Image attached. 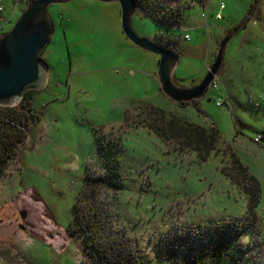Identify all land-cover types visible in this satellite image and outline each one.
Returning a JSON list of instances; mask_svg holds the SVG:
<instances>
[{
	"label": "rangeland",
	"instance_id": "374dc122",
	"mask_svg": "<svg viewBox=\"0 0 264 264\" xmlns=\"http://www.w3.org/2000/svg\"><path fill=\"white\" fill-rule=\"evenodd\" d=\"M135 2L133 31L177 54L173 79L180 86L199 83L231 33L220 88L177 104L160 90L159 57L123 34L117 1L50 5L54 32L40 55L47 82L26 95L28 135L0 177V264H117L118 250L143 264H175L167 257L209 264L208 255L164 240L175 229L233 217L244 229L243 254L227 263L264 264V0ZM220 2L223 18L214 20ZM172 9L180 22L162 15L171 17ZM190 123L219 132L204 159L188 137ZM99 136L117 145L124 189L80 202L84 222L94 227V251L69 223L87 168L102 171Z\"/></svg>",
	"mask_w": 264,
	"mask_h": 264
},
{
	"label": "trees",
	"instance_id": "16d2710c",
	"mask_svg": "<svg viewBox=\"0 0 264 264\" xmlns=\"http://www.w3.org/2000/svg\"><path fill=\"white\" fill-rule=\"evenodd\" d=\"M162 15L167 18L169 22H180L181 20L179 12L174 9L171 10V17L163 13ZM27 93L28 91H26L22 97L23 101L20 103L22 105H20L21 108L16 106H0V177L4 174L5 167L11 163L17 155L28 135L27 117L30 108L27 109L23 105ZM172 124V126L176 125L174 123ZM187 126H190L189 139L194 141L197 151L203 152L201 157L204 159L209 149L213 148V144L217 141L219 132L214 129H205L199 124L190 123ZM154 131L158 136L164 139V134L161 133L159 128H155ZM96 142L98 159L101 163L100 169H102V171L94 175L91 174L87 168L86 176L83 180V188L74 203L73 217L69 223V231L71 233H76L78 230L81 231L86 237V240H88L86 242V244L88 243L87 247L94 251H96V247L91 243V234H89V232H93L92 229H94V227L91 226V222H84L86 221L84 219V209L86 207L80 205V202L84 197L86 200L90 201L96 193L104 190L107 191L109 188L113 189V191L124 189L122 182L123 178L118 170L120 160L116 155L118 152L116 150L117 145L114 142L105 141V138L102 136L97 137ZM87 193L90 194L87 195ZM82 207L85 208L82 209ZM251 223L255 225L254 222ZM194 227L188 226L187 228L184 226L181 228L182 230L178 229V231L175 229L174 233L168 239L164 240V243L170 248H177L180 251L185 252L188 250L187 252H190L191 255H194L195 252L203 254L204 256L208 255L210 258L209 264H228L229 261L242 257L243 252H241V243L239 241L244 233V229L240 224V219L237 217L218 220L203 226ZM184 228H186V230H184ZM96 230H98V227H96ZM256 231L257 234H259L258 227ZM96 256L98 258L97 254ZM112 256L117 261L119 260L120 264L144 263H140L130 254H125L120 258L119 250ZM223 258H226V260L221 263ZM167 260L177 264L173 257H167ZM117 261L116 263L119 264ZM194 261L195 257H189L187 261L184 262L186 264H193Z\"/></svg>",
	"mask_w": 264,
	"mask_h": 264
},
{
	"label": "water",
	"instance_id": "95a60500",
	"mask_svg": "<svg viewBox=\"0 0 264 264\" xmlns=\"http://www.w3.org/2000/svg\"><path fill=\"white\" fill-rule=\"evenodd\" d=\"M68 1L70 0H29L13 26L0 35V106H16L26 91L45 87L49 66L40 55L54 32L48 8L52 4ZM96 1H117L123 34L133 45L159 57L156 79L166 97L181 104L199 100L206 95L210 82L221 69L225 46L231 33L220 41L216 55L199 83L190 87L180 86L173 79L177 54L133 31L131 19L136 10L135 0Z\"/></svg>",
	"mask_w": 264,
	"mask_h": 264
},
{
	"label": "built area",
	"instance_id": "2783aa9c",
	"mask_svg": "<svg viewBox=\"0 0 264 264\" xmlns=\"http://www.w3.org/2000/svg\"><path fill=\"white\" fill-rule=\"evenodd\" d=\"M29 0H0V33L4 30L5 26L12 21L16 13L19 11L21 12ZM208 5V4H207ZM8 6V10H5V7ZM223 5H219V9H222ZM207 6L205 7V12L202 14L204 17L207 16L206 14ZM215 18L220 19V13L215 14ZM188 36L185 35V38ZM219 81L217 77H214V79L210 82L209 88L210 89H218ZM222 98L217 97L215 100V103L217 106H221L222 104ZM261 139V136L258 135L254 138L255 142H259ZM24 144V143H23ZM5 174V172H4Z\"/></svg>",
	"mask_w": 264,
	"mask_h": 264
},
{
	"label": "crops",
	"instance_id": "0c3cea01",
	"mask_svg": "<svg viewBox=\"0 0 264 264\" xmlns=\"http://www.w3.org/2000/svg\"><path fill=\"white\" fill-rule=\"evenodd\" d=\"M220 4L223 5V8H222V9H224V4H223L222 2H220L219 5H220ZM219 5H218V8H219ZM206 6L209 7V3H208V5H206ZM206 6H205V7H206ZM222 9H219V11L216 12V13H220V19L223 18V15H222L221 12H220V10H222ZM216 13H215V14H216ZM213 18H214V20H220V19L215 18V16H213ZM180 19H181V18H180ZM182 20H183V19H182ZM182 22H183V21H182ZM205 25H207V23H206ZM207 27H209V26L207 25ZM207 31H209V29H207ZM185 34H186V33H185ZM186 35H187L188 37L185 38V39H186V40H191V39H190V36H189L188 34H186ZM225 62H226V61H224V59H223V63H222V66H221V69H220L219 73L222 71V69H223V71H224V70H227V68L225 69V66L227 67V65H226ZM230 62H231V61H229L228 64H230ZM174 72H175V70H174ZM219 73H218V74H219ZM218 74H217L215 77H217V79H218V81H219V84H220L221 80H220ZM173 75H174V74H173ZM218 88H220V87H218ZM219 97H221V96H218V98H219Z\"/></svg>",
	"mask_w": 264,
	"mask_h": 264
},
{
	"label": "flooded vegetation",
	"instance_id": "af4514ba",
	"mask_svg": "<svg viewBox=\"0 0 264 264\" xmlns=\"http://www.w3.org/2000/svg\"><path fill=\"white\" fill-rule=\"evenodd\" d=\"M5 32H7V31H2V32L0 33V35L3 34V33H5ZM21 214H22V213H21ZM22 217H23V214H22Z\"/></svg>",
	"mask_w": 264,
	"mask_h": 264
}]
</instances>
